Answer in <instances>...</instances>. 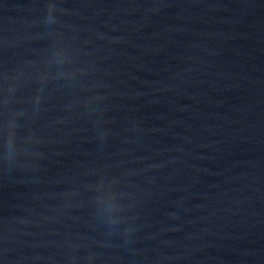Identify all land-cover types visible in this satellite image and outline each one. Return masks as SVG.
Segmentation results:
<instances>
[{
	"label": "water",
	"instance_id": "water-1",
	"mask_svg": "<svg viewBox=\"0 0 264 264\" xmlns=\"http://www.w3.org/2000/svg\"><path fill=\"white\" fill-rule=\"evenodd\" d=\"M0 264H264V0H0Z\"/></svg>",
	"mask_w": 264,
	"mask_h": 264
}]
</instances>
